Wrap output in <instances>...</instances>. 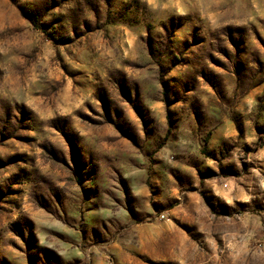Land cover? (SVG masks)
<instances>
[{
    "label": "rangeland",
    "instance_id": "rangeland-1",
    "mask_svg": "<svg viewBox=\"0 0 264 264\" xmlns=\"http://www.w3.org/2000/svg\"><path fill=\"white\" fill-rule=\"evenodd\" d=\"M0 264H264V0H0Z\"/></svg>",
    "mask_w": 264,
    "mask_h": 264
}]
</instances>
